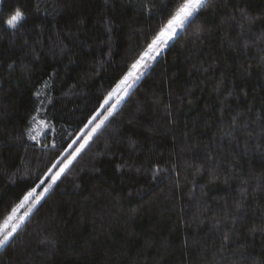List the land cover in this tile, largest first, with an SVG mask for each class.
<instances>
[{"label":"trees","instance_id":"trees-1","mask_svg":"<svg viewBox=\"0 0 264 264\" xmlns=\"http://www.w3.org/2000/svg\"><path fill=\"white\" fill-rule=\"evenodd\" d=\"M182 2L3 0L0 226ZM0 264H264V0H205Z\"/></svg>","mask_w":264,"mask_h":264},{"label":"snow or ice","instance_id":"snow-or-ice-1","mask_svg":"<svg viewBox=\"0 0 264 264\" xmlns=\"http://www.w3.org/2000/svg\"><path fill=\"white\" fill-rule=\"evenodd\" d=\"M2 3L3 0H0V4ZM204 3L205 0H183V2L176 7L175 11L167 20V23L160 28L159 32L155 35V37L152 38L151 43L147 45V50L141 55L139 59H137L134 63L131 64L127 73L116 85V89L110 92L108 96L104 99V104H107L108 101L116 95L117 90H122L126 92L127 89L132 86V83H134L135 80L138 78L137 73L141 70L142 67H146V65L142 64L144 59L146 57L149 59L152 58L149 57V53L155 54L162 45L166 44L167 41L170 40L176 34L178 29H183L185 27L186 22L189 21V18L193 17L194 13H196L204 5ZM25 18V13L20 8H15L13 12L9 15V17L6 19L5 23L9 28L16 29ZM101 107H103V105H101ZM114 108L115 105H112L107 110V115H105L104 119L101 120L99 123L95 124L91 132L87 135V137L83 139V142L80 143L79 147L76 148L75 153L72 154L71 158H68L66 162L61 161L63 166L58 172L55 173L54 176L51 177V183H49L47 187L44 188L43 192L36 195V188H32L30 191L23 195V199H21L20 202L11 209V213L7 216L6 220L4 221L5 224H7L14 217H16L18 210L24 207V205L28 203L30 199L32 205L40 201L41 197L44 196V194L48 192L49 188H51L52 184H54L60 178L61 174L65 171V169L69 167V165L76 158V156L79 155L82 150L85 149L89 141L92 140L93 135L101 129L104 122L108 120L110 116L113 115ZM95 119L96 117L94 116L92 120ZM92 120H89L88 123L91 124ZM43 183L44 182L41 181V184ZM27 215L28 213L26 212L24 216L18 217L17 223L14 224L10 230L0 233V248H4L10 242L14 234L20 228L21 224L24 222V218ZM224 239H228L227 235L224 237Z\"/></svg>","mask_w":264,"mask_h":264},{"label":"rangeland","instance_id":"rangeland-1","mask_svg":"<svg viewBox=\"0 0 264 264\" xmlns=\"http://www.w3.org/2000/svg\"><path fill=\"white\" fill-rule=\"evenodd\" d=\"M180 30H181V29H178L177 32H176V34H177ZM176 34H175L170 40H168L166 44L162 45V46L158 49V51H157L155 54H154V53H149V57H152V58L149 59V58L146 57V58L144 59V61L142 62V64H143V65H146V67H142V68H141V70L137 73L138 78L135 80L134 83H132V86H131L130 88H128L126 92H124V91H122V90H117L116 95L113 96V97L108 101L107 104H104V102H103V107H101V109H100V110L96 113V115H95L96 119H95V120H92V123H91L90 127H87V126H86V128H85V129H86V133H85V135L81 137V139L77 142V144L75 145V147H73V148L70 150V152L68 153L67 157H66L63 161L66 162V160H67L68 158H71L72 154L75 153L76 148L79 147L80 143L83 142V139H84L85 137H87V135L91 132V130H92V128L95 126V124L99 123L101 120L104 119V116L107 115V110H108L112 105H115V108L113 109V113H114V111L117 109V107L120 105V103L126 98V96H127V94L129 93V91L134 87V85L137 83V81L140 79V77H141V76L145 73V71L149 68V66L151 65V63L153 62V60H154L156 57H158V56L162 53V51L167 47V45L170 43V41H172V39L176 36ZM146 50H147V48H146ZM146 50H145V51H146ZM145 51H144V52H145ZM144 52H143V53H144ZM143 53H142V54H143ZM142 54H141V55H142ZM140 57H141V56H140ZM140 57H139V58H140ZM139 58H138V59H139ZM114 89H116V86L111 90V92H112ZM106 121H107V120H106ZM106 121H105V122H106ZM105 122H104V123H105ZM43 127H44V124L41 123V122H39V124H37V125L34 127L36 134H37V133H38ZM62 166H63L62 163H60V164L58 165V167L56 168V170H55V171H54L49 177H47V178L43 181V182H44L43 184L40 183V184H38L37 186L34 187V188H36V195H38L39 193L43 192L44 188L47 187V185H48L49 183H51V177L54 176L55 173L58 172ZM65 170H66V169H65ZM63 173H64V172H63ZM63 173H62V174H63ZM62 174H61V175H62ZM54 184H55V183H54ZM54 184H52V186H53ZM52 186H51V187H52ZM49 189H50V188H49ZM45 195H46V193L44 194V196H45ZM44 196L41 197L40 201L43 199ZM40 201H39V202H40ZM39 202H38V203H39ZM38 203L32 205V202H31V199H30V201H29L28 203H26V204L24 205V207H22V208H20V209L18 210V212H17V214H16V217H14V218H13L11 221H9L7 224L4 223V221H5L6 219L3 221V223H2L1 226H0V233H3V232H5V231L10 230L11 227H12L14 224L17 223V218L20 217V216H24V214L27 212L28 215L25 216V218H24V219H26V218L29 216V214L31 213V211L34 209V207H35ZM30 206H31V207H30ZM29 209H30V210H29ZM0 249H1V248H0Z\"/></svg>","mask_w":264,"mask_h":264}]
</instances>
